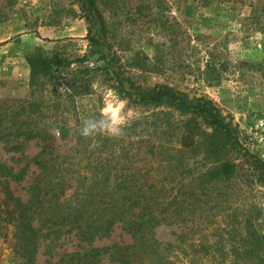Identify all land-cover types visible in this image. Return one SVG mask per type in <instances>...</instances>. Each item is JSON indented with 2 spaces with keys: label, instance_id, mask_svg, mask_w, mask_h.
<instances>
[{
  "label": "trees",
  "instance_id": "trees-1",
  "mask_svg": "<svg viewBox=\"0 0 264 264\" xmlns=\"http://www.w3.org/2000/svg\"><path fill=\"white\" fill-rule=\"evenodd\" d=\"M82 6L90 22L86 51L69 59L36 47L24 55L29 67L25 99L12 93L0 96V142L15 152H22L32 140L39 146L18 172L13 166L0 167L4 201L11 202L19 214L17 253L21 264H174L160 254L155 229L176 225L185 226L186 233L200 232L213 223L202 215L199 223L188 227L195 221L190 217L194 207L204 210L212 199L228 196L210 185L229 181L236 172V165L221 156L227 144L247 155L256 180L263 183L264 160L246 151L209 99H188L170 85L138 82L116 59L95 0H82ZM94 79L106 81L133 106L157 108L167 103L183 114L198 115L211 131L207 134L192 117L172 122L167 114L165 118L154 112L151 120L128 121L121 137L85 138L80 134L82 120L97 118L99 113L94 104L81 107L74 99L93 94L89 85ZM71 120L80 125L77 135L57 143L47 121L67 126ZM168 128H176L170 140L160 135ZM201 147L204 163L210 156L215 159L193 174L188 159ZM30 164L37 172L22 200L10 183L22 180ZM215 211L228 218L224 234L198 245L211 258L210 264H264V208L254 205L246 210L226 204ZM43 240L48 241L49 258L40 262L37 254ZM68 241L72 246L56 251ZM180 241L186 242V237L181 235Z\"/></svg>",
  "mask_w": 264,
  "mask_h": 264
},
{
  "label": "rangeland",
  "instance_id": "rangeland-1",
  "mask_svg": "<svg viewBox=\"0 0 264 264\" xmlns=\"http://www.w3.org/2000/svg\"><path fill=\"white\" fill-rule=\"evenodd\" d=\"M95 6L104 18L112 51L127 72L146 86L167 84L188 99H209L230 123L246 151L264 160V0H95ZM86 13L82 0H0V83L7 86L0 87V96L12 93L25 99L29 67L24 55L36 47L45 54L56 52L69 59L86 51L85 36L90 26ZM89 88L93 94L76 97L74 104H94L99 115L105 102L118 99L125 102L123 115L128 121L151 120V115L158 112L165 118L168 115L172 122L192 117L207 134L211 131L198 115L183 114L167 103L157 108L133 106L106 81L94 79ZM47 123L57 143L72 140L80 129L73 120L67 126L59 121ZM175 132L176 128H168L160 135L170 140ZM201 135L206 137L205 133ZM8 146L0 142V167L13 166L14 172L39 149L35 140L28 142L22 152L8 150ZM203 150L198 148V153L188 159L194 167L193 174L215 159L210 156L204 163ZM221 156L236 165V172L231 180L210 185L228 196L212 199L204 210L194 207L190 217L195 221L188 227L199 223L202 215L213 219V223L200 232L186 233L185 226L176 225L155 229L160 254L174 264H210L211 258L204 256L198 245L210 244L224 234L228 218L216 208L226 204L246 210L254 205L264 208V183L256 180L247 155L227 144ZM36 172L30 164L22 180L11 181V189L22 200ZM4 197L0 188V264H21L17 253L21 237L18 210ZM181 235L186 242L180 241ZM47 242L43 240L38 247L40 262L49 258ZM66 246H72V241L59 244L56 251Z\"/></svg>",
  "mask_w": 264,
  "mask_h": 264
},
{
  "label": "clouds",
  "instance_id": "clouds-1",
  "mask_svg": "<svg viewBox=\"0 0 264 264\" xmlns=\"http://www.w3.org/2000/svg\"><path fill=\"white\" fill-rule=\"evenodd\" d=\"M114 93H109L114 97ZM125 102L118 99H109L100 109L99 118L89 117L82 120L80 134L87 138L96 134H105L110 137H121L128 120L123 115Z\"/></svg>",
  "mask_w": 264,
  "mask_h": 264
}]
</instances>
